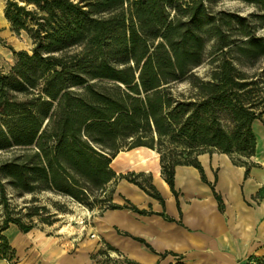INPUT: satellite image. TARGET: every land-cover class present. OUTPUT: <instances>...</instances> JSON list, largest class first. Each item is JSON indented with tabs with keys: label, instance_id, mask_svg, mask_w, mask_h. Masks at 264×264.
<instances>
[{
	"label": "trees",
	"instance_id": "16d2710c",
	"mask_svg": "<svg viewBox=\"0 0 264 264\" xmlns=\"http://www.w3.org/2000/svg\"><path fill=\"white\" fill-rule=\"evenodd\" d=\"M223 1L237 0L9 1L5 17L14 32L29 35L33 49L13 51L15 64L7 72L0 69V202L5 208L7 186L19 195L52 190L79 202L106 192L117 178L111 163L129 139L128 150L157 149L163 178L176 195L177 165L195 166L206 181L197 157L207 148L254 156L253 124L264 114L263 91L238 80L231 62L223 64L215 82L193 86L197 92L188 98L170 86L194 76L211 38L222 54L264 55V37L253 30L242 32L244 39L232 38L222 22L230 14L241 24L255 20L264 26V0H238L258 9L250 15L218 16L212 8ZM164 138L188 150L165 153L155 147ZM10 150L15 153L2 155ZM233 162L245 166L248 175L251 163ZM122 208L153 213L132 204L110 209ZM10 224L25 233L32 229L7 214L0 225L3 252L12 249L2 234ZM126 235L152 249L144 239ZM257 261L264 264V257Z\"/></svg>",
	"mask_w": 264,
	"mask_h": 264
},
{
	"label": "crops",
	"instance_id": "0c3cea01",
	"mask_svg": "<svg viewBox=\"0 0 264 264\" xmlns=\"http://www.w3.org/2000/svg\"><path fill=\"white\" fill-rule=\"evenodd\" d=\"M3 9L4 1L0 0V12ZM16 44L23 47L22 43ZM253 129L257 147L249 161L252 166L248 175L246 167L234 164L228 154L204 152L197 159L206 181L195 166L175 167L178 195L163 178L156 150L142 146L120 151L111 163L120 177L115 179V203L130 202L153 213L143 215L126 208L108 210L98 219L92 232L96 234L94 238L105 237L121 254L138 264H169L175 257L185 264H238L256 255L264 246V124L256 120ZM133 171L151 174L158 197L121 177ZM213 186L222 198L223 211ZM114 228L144 239L153 250L119 235ZM13 240L18 255L25 254L20 237L14 235ZM85 241V246L79 247L76 239L63 244L40 236L34 239L30 249L33 254L26 264H103L102 257L96 255V239ZM165 254L168 256L163 257ZM111 264L120 263L115 260Z\"/></svg>",
	"mask_w": 264,
	"mask_h": 264
},
{
	"label": "rangeland",
	"instance_id": "374dc122",
	"mask_svg": "<svg viewBox=\"0 0 264 264\" xmlns=\"http://www.w3.org/2000/svg\"><path fill=\"white\" fill-rule=\"evenodd\" d=\"M4 9L3 12H0V69L7 72L15 64L16 56L13 51L27 50L31 51L33 49L32 40L29 35L22 31L20 34L14 32L11 28V24L5 17V9L9 1H19L20 4H24L21 0H3ZM80 1V0H75ZM34 9L33 5L29 6ZM212 11L214 14H241L243 16L250 15L252 12H257L258 9L253 4H247L241 1H223L213 5ZM222 22H224L225 30L232 38L244 39V35L241 34L245 31L255 30V35L264 37V26H261L255 20H250L241 24L240 21H237L233 16L224 15ZM17 42L22 43L23 47L18 48ZM216 42L211 38V41L207 45L206 57L202 65L197 67L193 74L194 76L185 78L180 82L171 84L170 86L174 87V94L179 93L184 94V97L188 98L197 92L193 86H207L206 83L215 82V74L221 72V68L225 62H231L235 69L238 71L237 77L240 81L252 83L251 86H256L259 90H262L260 94L264 96V55L257 56L255 58H247L243 53L238 51H226V54L221 52H216ZM105 86H115L112 83L105 82ZM264 124V114L261 119H259ZM224 124L228 128H232L231 121L227 118H224ZM143 140L145 142H150L149 134L143 135ZM157 142V136H156ZM131 139L126 141V146L123 148V151L128 150V144ZM156 148H160L165 153H175L178 155L183 150L187 149L182 144L172 143L167 138H164L163 144H156ZM157 151V149H155ZM188 150V149H187ZM210 149H206L204 152H209ZM219 152V151H212ZM209 152V153H212ZM15 153V150H10L3 152L2 155L7 157ZM160 155V154H159ZM236 160L245 161L250 163L252 157H247L243 155L233 154L229 155ZM255 156V155H254ZM161 158V156H159ZM159 158V163H160ZM161 166V163H160ZM130 179H135L139 182L147 194L156 193L155 187L152 184L151 174L148 172H129L124 175ZM122 177V176H121ZM120 177H117V179ZM129 181L127 178H123ZM115 180H113L108 187H106V192L97 191L92 195H89L84 202H79L70 196L57 193L52 190L38 191L35 193H26L19 195L11 186H7V198L9 202L8 208H5L4 204L0 202V225L4 223L7 214L12 218H19L25 225L32 226V229L25 233L15 224H10L8 229L2 232L8 238L9 245L12 249L6 250V252L0 251V261L5 262L6 264H26L28 262V256L33 254L32 243L35 238L40 236L53 238L57 241L66 244L69 239H76L79 247L83 246V243L87 239H96L97 253L102 257L103 264H111L113 261H117L120 264H127L130 260L125 255L112 245L105 237L100 238L95 237L96 224L99 222V218L105 216V213L113 205H119L115 203ZM130 182V181H129ZM137 185V184H136ZM130 202H123L121 206H128ZM221 210V209H220ZM224 210V208H223ZM221 210V211H223ZM79 212H81L79 214ZM37 213L34 216L31 214ZM68 214H78L79 220L71 221L68 220ZM72 223L73 228L71 234L60 232L62 226L69 225ZM91 228L93 231L88 232V229ZM115 231L122 236L133 238L127 236L126 233L114 228ZM129 234V233H128ZM19 236L20 242L25 246V254L18 255V251L14 247L13 236ZM134 239V238H133ZM0 239V244H1ZM24 255V256H23ZM22 256V257H20ZM168 256V254H167ZM26 257L25 259H22ZM264 257V246L259 250V252L251 258H246L238 262V264H258L257 259ZM114 258V259H113ZM178 262H183L180 258L175 257L174 261L171 262L176 264ZM169 263V264H171Z\"/></svg>",
	"mask_w": 264,
	"mask_h": 264
},
{
	"label": "bare ground",
	"instance_id": "6f19581e",
	"mask_svg": "<svg viewBox=\"0 0 264 264\" xmlns=\"http://www.w3.org/2000/svg\"><path fill=\"white\" fill-rule=\"evenodd\" d=\"M80 213L81 212H79V214ZM68 220H69V222L75 221V220H79V215L78 214H76V215H74V214H68ZM72 228H73L72 223H69V225L67 224V225L62 226L60 232H65V233L71 234ZM92 231L93 230L91 228L88 229V232L91 233ZM85 244H86V241H84L83 246H85Z\"/></svg>",
	"mask_w": 264,
	"mask_h": 264
}]
</instances>
